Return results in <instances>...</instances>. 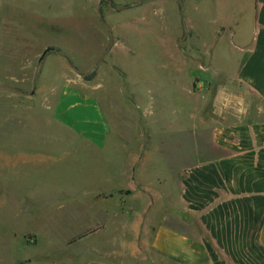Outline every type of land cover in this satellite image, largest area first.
I'll use <instances>...</instances> for the list:
<instances>
[{
  "label": "rangeland",
  "instance_id": "obj_1",
  "mask_svg": "<svg viewBox=\"0 0 264 264\" xmlns=\"http://www.w3.org/2000/svg\"><path fill=\"white\" fill-rule=\"evenodd\" d=\"M256 6L0 0V264L63 258L73 230L95 221L112 228L109 239L118 235L119 223L105 213L113 202L105 208L94 200L97 187L111 185L108 154L52 132L65 128L55 116L58 87L73 83L100 101L109 145L114 139L123 153L175 146L191 131L177 112L187 115L192 77L203 82L208 67L235 72L238 48L254 38ZM48 48L54 51L41 60ZM197 131L189 136L195 145Z\"/></svg>",
  "mask_w": 264,
  "mask_h": 264
},
{
  "label": "crops",
  "instance_id": "obj_2",
  "mask_svg": "<svg viewBox=\"0 0 264 264\" xmlns=\"http://www.w3.org/2000/svg\"><path fill=\"white\" fill-rule=\"evenodd\" d=\"M254 24L234 73L208 67L203 82L192 77L187 115L177 112L191 131L175 146L123 153L109 145L100 101L73 83L58 87L55 116L65 128L52 132L108 154L111 185L97 187L94 200L113 202L105 213L119 224L111 239L104 221L73 230L65 256L42 264H264V0Z\"/></svg>",
  "mask_w": 264,
  "mask_h": 264
},
{
  "label": "water",
  "instance_id": "obj_3",
  "mask_svg": "<svg viewBox=\"0 0 264 264\" xmlns=\"http://www.w3.org/2000/svg\"><path fill=\"white\" fill-rule=\"evenodd\" d=\"M103 23H104V21H103ZM109 28V30H110V33H111V45L109 46V48H108V50L111 48V46H112V44H113V35H112V31H111V28L110 27H108ZM108 50H107V52H108ZM82 77H85V75L86 74H80ZM14 90H16V91H18V92H21V90H19V89H17V88H13Z\"/></svg>",
  "mask_w": 264,
  "mask_h": 264
},
{
  "label": "trees",
  "instance_id": "obj_4",
  "mask_svg": "<svg viewBox=\"0 0 264 264\" xmlns=\"http://www.w3.org/2000/svg\"><path fill=\"white\" fill-rule=\"evenodd\" d=\"M52 51H54L53 48H48V49L46 50V52L44 53L43 57L41 58V60L45 57V55H46L47 53H50V52H52Z\"/></svg>",
  "mask_w": 264,
  "mask_h": 264
}]
</instances>
